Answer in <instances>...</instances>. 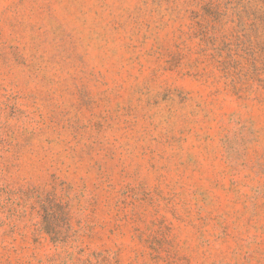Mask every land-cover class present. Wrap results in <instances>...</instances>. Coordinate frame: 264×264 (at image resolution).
<instances>
[{
    "label": "rangeland",
    "instance_id": "1",
    "mask_svg": "<svg viewBox=\"0 0 264 264\" xmlns=\"http://www.w3.org/2000/svg\"><path fill=\"white\" fill-rule=\"evenodd\" d=\"M0 264H264V0H0Z\"/></svg>",
    "mask_w": 264,
    "mask_h": 264
}]
</instances>
